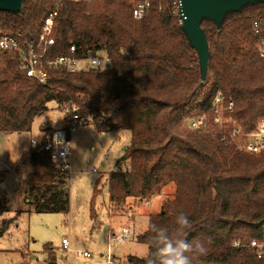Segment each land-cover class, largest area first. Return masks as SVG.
I'll list each match as a JSON object with an SVG mask.
<instances>
[{
    "label": "trees",
    "instance_id": "1",
    "mask_svg": "<svg viewBox=\"0 0 264 264\" xmlns=\"http://www.w3.org/2000/svg\"><path fill=\"white\" fill-rule=\"evenodd\" d=\"M56 1L24 0L20 13L0 12V36L37 41ZM136 1L62 0L55 44L45 60L72 56L74 46L73 56L82 62L99 52L107 54L111 65L106 68H51L47 83L40 84L18 69L13 55L0 54V132H30L35 119L55 103L66 122L76 107L79 126L131 134L121 159L126 169L113 170L106 179L113 209H124L130 199L155 200L169 186L174 193L149 214L147 229L138 235L148 255L131 256L128 264L155 259L153 224L167 228L173 238L203 243L207 252L193 255V264H264L249 247L252 241L264 243V151L249 153L210 132L216 128L217 92L234 103L231 118L245 133L254 132L264 118V58L259 49L264 28L258 35L253 31L256 20L264 21V3L228 15L220 31L203 21L211 57L201 86L197 55L171 15V3L151 0V13L135 20ZM200 118L206 128L194 129L191 120ZM40 131L44 136L53 132L50 127ZM13 170L23 178L29 211L68 213L70 172L53 160L52 152L32 148ZM99 185L100 180L90 202L92 220L97 219ZM10 210L8 199L0 196V216ZM24 211L2 220L0 238ZM180 213L191 220L187 229H177ZM44 249L48 263L57 264L53 249Z\"/></svg>",
    "mask_w": 264,
    "mask_h": 264
},
{
    "label": "rangeland",
    "instance_id": "2",
    "mask_svg": "<svg viewBox=\"0 0 264 264\" xmlns=\"http://www.w3.org/2000/svg\"><path fill=\"white\" fill-rule=\"evenodd\" d=\"M84 65H87L86 62L82 63V66ZM65 123L67 122L64 112L55 103H50L49 110L35 119L30 132H0V174L2 176L0 196L6 197L11 207L10 212L0 216V224L3 219L15 218L20 209L25 210L11 224L7 233L0 238V264H48L45 246H49L56 252L61 264H108L107 256L110 249L107 234L100 228V221L107 223V210L110 203L106 179L111 171L125 170L127 167L121 159L131 141L129 132L99 133L92 125L78 126L70 140L71 168L67 214L29 211L23 178L13 170L14 164L22 153L30 151V140H41L39 139L41 127L49 125L60 130L64 128ZM98 180H100L99 188L102 190L95 200L99 218L92 220L90 202ZM173 193V186L164 189L165 195L151 201V205H155L152 211L158 212L166 195L172 196ZM138 203L146 202L133 201L135 207ZM151 205L143 206L141 208L143 216L136 218L137 237L142 229H147L145 227L148 220L144 214H150L147 210ZM118 210L121 209L115 211ZM63 239L69 241L71 248L69 254L62 249ZM83 252H88L91 257L82 256ZM110 253L114 256V264H128L129 256L146 257L148 246L133 241L117 245L110 250Z\"/></svg>",
    "mask_w": 264,
    "mask_h": 264
},
{
    "label": "built area",
    "instance_id": "3",
    "mask_svg": "<svg viewBox=\"0 0 264 264\" xmlns=\"http://www.w3.org/2000/svg\"><path fill=\"white\" fill-rule=\"evenodd\" d=\"M171 3V15L177 19L178 23L184 17L183 0H168ZM62 6V0L55 2L53 10L45 18L37 41H20V35L7 34L0 36V54H10L18 61V69L25 72L26 76L40 84H46L49 80L47 70L51 68L65 67L71 72H75L87 67L106 68L111 65V59L103 52L86 60L82 66V61L77 60L73 55L76 52L74 46L70 48L72 56H62L54 60H45L48 48L55 44L54 28L55 20ZM165 7L160 4L158 11L162 12ZM152 10L151 0H137L132 14L135 20H141ZM264 28V21L256 20L253 23V31L260 34ZM260 55L264 58V42L260 45ZM128 55V53H126ZM214 121L216 128H210L220 141L227 145H235L252 154H258L264 151V118L260 119L257 128L252 133H245L242 128L231 118L234 109V103L227 101L221 92H217L213 101ZM72 114L63 129L55 130L48 135L43 136L39 141L31 140L33 149L44 148L52 152L53 160L62 166L63 170L70 172L71 157V137L77 131L79 126V117L75 114L77 108L72 107ZM194 129L206 128L203 119H192L190 122ZM151 205V201H144ZM112 215V214H111ZM124 216L131 217V214L124 213ZM137 235L133 231V225L129 224L118 231L110 230L107 236L108 247L111 250L119 244L137 241ZM235 247L240 243L236 242ZM62 247L66 254L71 252L70 244L67 239L62 240ZM254 249L259 259L264 258V243L252 241L249 245ZM108 252V264H114L113 255ZM82 256L91 257L88 252H83Z\"/></svg>",
    "mask_w": 264,
    "mask_h": 264
},
{
    "label": "water",
    "instance_id": "4",
    "mask_svg": "<svg viewBox=\"0 0 264 264\" xmlns=\"http://www.w3.org/2000/svg\"><path fill=\"white\" fill-rule=\"evenodd\" d=\"M257 3H264V0H183L184 17L179 25L197 55L201 86L207 81L211 57L210 46L202 28L203 21L213 22L217 31H220L228 15ZM23 7L24 0H0V12L17 14Z\"/></svg>",
    "mask_w": 264,
    "mask_h": 264
},
{
    "label": "clouds",
    "instance_id": "5",
    "mask_svg": "<svg viewBox=\"0 0 264 264\" xmlns=\"http://www.w3.org/2000/svg\"><path fill=\"white\" fill-rule=\"evenodd\" d=\"M175 222L178 230L187 229L191 225V220L185 213H180ZM152 231L155 234L153 237L155 259L149 260L148 264H193V255L203 256L207 252L203 243L197 242L193 245L179 236L173 238L165 227L153 224Z\"/></svg>",
    "mask_w": 264,
    "mask_h": 264
},
{
    "label": "crops",
    "instance_id": "6",
    "mask_svg": "<svg viewBox=\"0 0 264 264\" xmlns=\"http://www.w3.org/2000/svg\"><path fill=\"white\" fill-rule=\"evenodd\" d=\"M65 125H66V123H65ZM47 127H50L51 129H52V131H55V130H57V129H55L54 127H51V126H47ZM43 136H44V133H42L41 132V135H40V137H39V139H42L43 138ZM32 140V139H31ZM31 140H30V142H31ZM30 145H31V143H30ZM32 149V145H31V148H30V150ZM93 149V148H92ZM126 151V150H125ZM25 152H27V151H24L23 153H22V155L25 153ZM21 155V156H22ZM20 156V157H21ZM133 201L134 200H128L127 201V206L126 207H124V209H121V210H118V211H115L114 209H113V203H111V201H110V203H109V210H107V212H108V218H107V223H104V222H101L100 221V228H102L103 230H104V232L107 234V236H108V232L110 231V230H114V231H118V230H120V229H123L124 227H126L127 225H129V224H132L133 225V231L135 232V233H138L137 231H136V229H135V226H136V218L139 216V217H142L143 216V210L141 209V208H143V206H145V205H147V204H140V203H138V205L135 207L134 205H133ZM148 206V205H147ZM154 207H155V205H151V206H149V209L147 210L148 212L150 211V213H151V211H152V209H154ZM115 211V212H114ZM124 213H129V214H131V217H126V216H124ZM136 213V214H135ZM139 213V214H138ZM112 214V215H111ZM148 215H149V213H148ZM148 215H145L144 214V216H147L146 217V220H147V218H148ZM98 218L99 217H97V219L96 220H98ZM145 228H147V227H145ZM146 229H142L141 230V233H143L144 231H145ZM62 244V243H61ZM62 249H63V247H62ZM54 251V250H53ZM55 252V251H54ZM55 256H56V263L57 264H61L59 261H58V256H57V254H56V252H55ZM101 256H103V254L101 255ZM131 256H129L128 257V259H127V262H128V260H129V258H130ZM137 257V256H136ZM32 258H34V257H32ZM86 258H89V257H86ZM49 264V263H48Z\"/></svg>",
    "mask_w": 264,
    "mask_h": 264
}]
</instances>
